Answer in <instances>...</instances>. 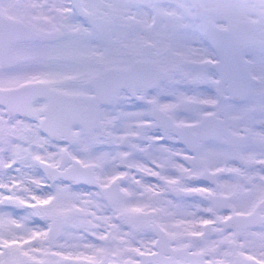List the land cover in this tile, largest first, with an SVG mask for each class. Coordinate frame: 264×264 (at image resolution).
<instances>
[{
    "label": "snow or ice",
    "instance_id": "1",
    "mask_svg": "<svg viewBox=\"0 0 264 264\" xmlns=\"http://www.w3.org/2000/svg\"><path fill=\"white\" fill-rule=\"evenodd\" d=\"M0 264H264V0H0Z\"/></svg>",
    "mask_w": 264,
    "mask_h": 264
}]
</instances>
